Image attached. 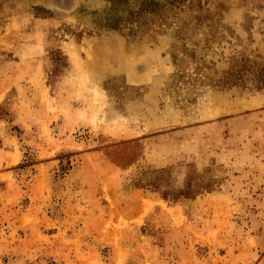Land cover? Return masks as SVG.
Here are the masks:
<instances>
[{
  "label": "rangeland",
  "instance_id": "374dc122",
  "mask_svg": "<svg viewBox=\"0 0 264 264\" xmlns=\"http://www.w3.org/2000/svg\"><path fill=\"white\" fill-rule=\"evenodd\" d=\"M109 6L0 0V264H264V0Z\"/></svg>",
  "mask_w": 264,
  "mask_h": 264
},
{
  "label": "trees",
  "instance_id": "16d2710c",
  "mask_svg": "<svg viewBox=\"0 0 264 264\" xmlns=\"http://www.w3.org/2000/svg\"><path fill=\"white\" fill-rule=\"evenodd\" d=\"M110 6L104 10L105 26L120 31L121 33L140 39L153 36L156 33L165 31L166 25L172 15L178 16L176 9L180 0H107ZM203 9L202 6H200ZM94 13H99L94 11ZM193 50L186 49L183 53ZM177 59V54L174 55ZM159 186H161L159 184ZM159 190V189H158ZM199 192V190L197 191ZM185 197H192V193L185 191ZM167 197V195H164ZM174 201H178L175 198Z\"/></svg>",
  "mask_w": 264,
  "mask_h": 264
}]
</instances>
